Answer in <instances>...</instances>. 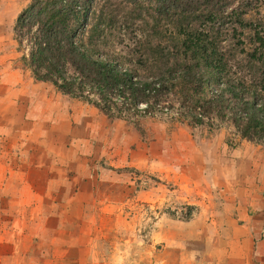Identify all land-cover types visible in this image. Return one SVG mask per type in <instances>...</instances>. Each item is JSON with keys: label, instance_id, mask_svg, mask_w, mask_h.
I'll use <instances>...</instances> for the list:
<instances>
[{"label": "rangeland", "instance_id": "obj_1", "mask_svg": "<svg viewBox=\"0 0 264 264\" xmlns=\"http://www.w3.org/2000/svg\"><path fill=\"white\" fill-rule=\"evenodd\" d=\"M27 2L0 0V32L8 30L9 37L1 43L0 62L27 72L28 79L36 81L21 66L12 34L15 19ZM2 84L0 131L17 134L19 142V135L34 128L23 123L18 108L6 112L5 99L12 93L3 91ZM18 93L17 88L13 94ZM109 119L112 124L101 144L95 141L94 154H73L86 156L85 165L90 167L76 170L82 179L77 172L85 175L88 169L82 183H77V178L71 182L68 174L75 171L64 167L54 173L57 182L35 185L46 195L43 215H18L19 206L12 199L7 201V195L23 184L0 185V264L241 263L237 246L231 245L234 238L221 229L227 225L218 216L226 196H216L222 188L212 189L205 178L212 181L216 176L225 182L227 173L232 172L230 160H238L239 171H234L236 179L232 180L239 182L235 186L240 188L246 160L264 163V147L246 142L228 126L210 131L149 117L139 118L136 125ZM9 140L0 139V164L7 159L4 147L14 144L13 136ZM49 160L66 164L55 157ZM110 161L114 167L105 169L102 165ZM5 174L10 175L0 165V181ZM207 190L210 205L205 199ZM8 207L12 210L6 213ZM22 226L24 235L19 230Z\"/></svg>", "mask_w": 264, "mask_h": 264}, {"label": "trees", "instance_id": "obj_2", "mask_svg": "<svg viewBox=\"0 0 264 264\" xmlns=\"http://www.w3.org/2000/svg\"><path fill=\"white\" fill-rule=\"evenodd\" d=\"M12 34L34 80L109 118L264 147V0H28Z\"/></svg>", "mask_w": 264, "mask_h": 264}, {"label": "crops", "instance_id": "obj_3", "mask_svg": "<svg viewBox=\"0 0 264 264\" xmlns=\"http://www.w3.org/2000/svg\"><path fill=\"white\" fill-rule=\"evenodd\" d=\"M7 33L8 30L0 32V46L2 42L9 40ZM1 56L0 49V58ZM26 74L27 72L11 68L10 64L0 62V77H2L0 82H3L4 87L2 90L12 93L5 99V104L8 106L6 112L13 113L18 108V113L23 117V123L34 128L29 129L28 134L19 135V142H17V134H11V131H0V139H3V136L8 137V142L12 136L15 139L13 141L15 145L12 143L4 147L7 159L0 165L10 175H3L0 185L23 184L20 190H12L13 192L7 195V201L13 200L12 202L19 206L18 215L29 213L33 215L34 212L37 215H43L46 205L43 206L42 201L46 195L41 193L42 191L40 192L35 185L53 183L54 180L57 182L54 173H57L58 168L64 167L75 171L68 174L71 182L75 183L77 178V183H82L88 169L85 175L77 172L82 179L77 176L76 170L84 171L83 169L86 167L90 169V167L85 165L86 156L76 157L73 154L78 152L85 155L94 154L95 141H97L96 144L100 142L107 128L111 126L112 120L92 105L62 95L44 82L32 81ZM17 88L18 95L13 94L16 93ZM17 147H21L18 156L16 155ZM69 154L72 156L67 157ZM231 155L234 157V154ZM51 157L66 161V164L51 163L49 160ZM230 162L229 169L231 168L232 172L227 173L225 182L216 176L212 177V181L208 180L209 176L205 178L212 189L216 188V191H220L222 188L223 192H218L216 196H226L223 197L226 198L225 205L223 204L220 208L222 213L218 216L219 218L221 216L223 222L225 220L227 227H221V229L230 231L229 235L234 238L231 245L237 246V257L242 260L239 264H264V163L257 164L254 159L246 160L240 179V188H236L235 185H239V182L235 184L232 179H236L234 171H239L236 166L239 161L231 159ZM131 165L135 164L131 163ZM102 166L105 169L109 166L114 167L111 161ZM139 167L136 165V168ZM17 169L21 172H17ZM26 169H28L27 174H25ZM16 173L19 175L18 179ZM6 188L10 192L9 186ZM206 198L210 205L212 198L208 190ZM6 210V213H9L12 209L8 207ZM19 230L24 235V227L22 226Z\"/></svg>", "mask_w": 264, "mask_h": 264}]
</instances>
